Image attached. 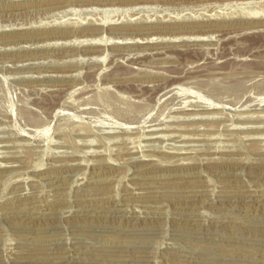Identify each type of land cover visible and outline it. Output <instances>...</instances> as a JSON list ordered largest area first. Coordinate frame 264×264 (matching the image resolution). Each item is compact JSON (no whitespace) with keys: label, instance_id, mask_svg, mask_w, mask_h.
<instances>
[{"label":"rangeland","instance_id":"rangeland-1","mask_svg":"<svg viewBox=\"0 0 264 264\" xmlns=\"http://www.w3.org/2000/svg\"><path fill=\"white\" fill-rule=\"evenodd\" d=\"M0 264H264V0H0Z\"/></svg>","mask_w":264,"mask_h":264},{"label":"bare ground","instance_id":"bare-ground-1","mask_svg":"<svg viewBox=\"0 0 264 264\" xmlns=\"http://www.w3.org/2000/svg\"><path fill=\"white\" fill-rule=\"evenodd\" d=\"M124 1H125V0H124ZM131 1H132V0H131ZM133 1H134V0H133ZM142 2H143V1H142ZM246 14H247V13H246ZM248 14H249V13H248ZM252 15H253V14H252ZM255 16H256V15H255ZM245 17H246V16H245ZM245 17H244V19H245ZM249 17H250V16H249ZM251 17H252V16H251ZM257 17H258V16H257ZM218 18H219V17H218ZM225 18H226V17H225ZM242 18H243V17H242ZM247 18H248V17H247ZM213 19H214V18H213ZM221 19H223V18L221 17ZM249 19H250V18H249ZM257 19H258V18H257ZM254 20H255V19H254ZM222 21H223V20H222ZM243 21H244V20H243ZM245 21H246V20H245ZM252 21H253V19H252ZM257 21H258V20H257ZM109 22H110V21H109V18H107V17L105 18V17H104L103 20H102V23H100V24H101V25H105V24H107V23H109ZM177 22H178V21H177ZM199 22H200V21H199ZM225 22H226V21H225ZM254 22H255V21H254ZM89 23L91 24V23H93V22H89ZM179 23H180V21H179ZM203 23H204V22H203ZM61 24H62V23H61ZM77 24H78V23H77ZM90 24H89V26H90ZM59 25H60V24H59ZM64 25H65V24H64ZM72 25H73V24H72ZM72 25H71V26H72ZM86 25H87V24H86ZM111 25H112V24H111ZM62 26H63V25H62ZM65 26H66V25H65ZM74 26H76V25H74ZM74 26H73V27H74ZM80 26H82V25H80ZM92 26L95 27V23H94V25H91V27H92ZM98 26H99V25H98ZM76 27H77V26H76ZM78 27H79V26H78ZM96 28H98V27H96ZM122 28H123V27H122ZM210 28H211V27H210ZM100 29H101V28H100ZM204 29H205V28H204ZM221 30H222V29H221ZM95 31H96V29H95ZM95 31H94V32H95ZM92 32H93V31H92ZM98 33H99V32H98ZM100 33H101V32H100ZM74 34H75V33H74ZM91 34H92V33L90 32L89 35H91ZM93 34H94V33H93ZM86 35H88V33H87ZM89 35H88V36H89ZM109 35H110V34H109ZM130 35H131V34H130ZM75 36H76V35H75ZM120 36H121V35H120ZM86 37H87V36H86ZM92 37H93V36H92ZM111 37H112V36H111ZM72 38H73V37H72ZM80 38H81V37H80ZM83 38H84V37H83ZM94 38H95V37H94ZM94 38H93V39H94ZM99 38H100V35H99ZM99 38H98V39H99ZM122 38H124V36H123ZM74 39H75V38H74ZM101 39H102V38H101ZM101 39H99V42H96V43H95V46L101 45V47H102V43L104 42V40L102 41ZM72 40H73V39H72ZM100 41H102V42H100ZM73 42H74V41H73ZM82 42H83V41H82ZM74 43H75V42H74ZM92 43H93V42H92ZM107 43H108V42H107ZM83 44H84V43H83ZM105 44H106V42H105ZM108 44H109V43H108ZM76 45H77V43H76ZM106 45H107V44H106ZM94 48H95V47H94ZM94 48H93V49H94ZM96 48H97V47H96ZM100 50H101V49H100ZM96 51H98V50L96 49ZM82 52H83V51H82ZM90 54H91V53H90ZM102 54H104V53H102ZM99 57H100V56H99ZM209 109H210V108H209Z\"/></svg>","mask_w":264,"mask_h":264}]
</instances>
